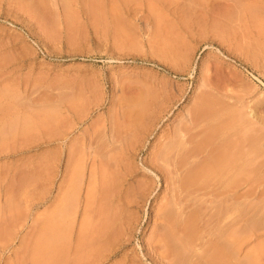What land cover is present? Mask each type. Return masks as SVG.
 <instances>
[{
	"label": "rangeland",
	"instance_id": "1",
	"mask_svg": "<svg viewBox=\"0 0 264 264\" xmlns=\"http://www.w3.org/2000/svg\"><path fill=\"white\" fill-rule=\"evenodd\" d=\"M58 210L104 264H264V0H0V264Z\"/></svg>",
	"mask_w": 264,
	"mask_h": 264
},
{
	"label": "crops",
	"instance_id": "2",
	"mask_svg": "<svg viewBox=\"0 0 264 264\" xmlns=\"http://www.w3.org/2000/svg\"><path fill=\"white\" fill-rule=\"evenodd\" d=\"M10 188L9 186L7 191ZM57 213L50 212L42 218H36L33 230L35 234L31 235L32 241H28L31 237L28 232L24 234L25 241L20 242L17 247V250L22 251L19 264H37V262L41 264H74L75 257L81 260L80 264H104L107 257L113 254L117 248H122V243L114 245L107 241L102 220L97 222L96 231L92 233L94 239L91 241L90 232L81 229L80 214L76 225L72 226L69 219V224L66 226L62 224L64 216H62L61 210H58ZM14 217L16 215L9 213V219ZM55 218L56 221H54ZM36 233H39L38 236ZM64 234H71L72 240L65 241ZM53 238H56L57 241H52ZM34 254L38 256L36 257L38 261H35Z\"/></svg>",
	"mask_w": 264,
	"mask_h": 264
},
{
	"label": "bare ground",
	"instance_id": "3",
	"mask_svg": "<svg viewBox=\"0 0 264 264\" xmlns=\"http://www.w3.org/2000/svg\"><path fill=\"white\" fill-rule=\"evenodd\" d=\"M213 132H214V131H213ZM222 132H224V131H222ZM220 155H224V156H225V154H220ZM218 156H219V154H218ZM218 156H216V158H217ZM224 156H223V157H224ZM213 158H214V157H213ZM216 158H214V159H216ZM207 159H208L207 161L210 160L209 158H207ZM211 159H212V158H211ZM214 159L211 160V161H212V164H213ZM219 159L223 161L222 156L219 157L218 159H216V160L218 161V164H219V162H221ZM216 160H215V161H216ZM224 160H225V159H224ZM226 161H227V158H226ZM223 162H224V161H223ZM228 162H229V161H228ZM215 163H217V162H215ZM218 164H214V165H217V166L219 167ZM223 164H225V163H223ZM229 164H230V163H229ZM211 166H212V165H211ZM220 166H221V171H223L222 168H223L224 165L222 166V164L220 163ZM225 166H226V165H225ZM231 166H232V165H231ZM231 166L229 165V167H230L229 170L232 168ZM202 167H203V166H202ZM204 168L207 169V170H209V169H210V166H209V169H208V166H207V168L204 166ZM213 168H215V170L217 169L216 166H213ZM226 168H227V166H226ZM234 168H236V167L234 166ZM234 168H233V169H234ZM224 169H225V168H224ZM199 170H200V169H198L197 171H194V172L198 174ZM201 170H202V169H201ZM201 170H200V171H201ZM213 170H214V169H213ZM215 170H214V171H215ZM217 170H218V171L216 172V174H217L218 172H221L219 169H217ZM229 170L227 169V172H228ZM231 170H232V169H231ZM235 170H236V169H235ZM205 171H206V170L203 169L202 172H204V173L201 174L202 176H200V174H199L198 177L200 176L201 178H203V176H204V174H205L206 172H208V174H209L208 177H209V176H211V177L213 176V174H211V173L214 172V171L211 172L212 169H211V171H210V170H209V171H206V172H205ZM233 171H234V170H232V173H231V171H230L229 173H231L232 175H234V174H233ZM209 172H210V173H209ZM224 172H225V170H224ZM224 172H223V173H224ZM195 173H194V175L197 176ZM223 173H221V174L218 173V174L215 176V178H212V179H216V177H217V179H218V177H220V175H222ZM225 173H226V172H225ZM225 173H224V174H225ZM210 174H211V175H210ZM214 174H215V173H214ZM227 175H228V174H227ZM228 176H229V177H228ZM228 176H227L228 178H227V177L224 178V179L227 180V181H228L229 178L232 177L231 175H228ZM206 177H207V176H206ZM208 177H207V179H208ZM211 177H210V179H211ZM213 177H214V176H213ZM222 177H223V175H222ZM220 178H221V177H220ZM217 179H216V180H217ZM222 179H223V178H222ZM222 179H221V180H222ZM210 181H211V180H210ZM213 181H215V180H213ZM217 181H218V180H217ZM221 182H222V181H221ZM223 182H224V180H223ZM222 252H223V251H222ZM222 252H221V254L216 253V254H217L216 257H215V255H214V256H213V259H211L212 261H211L210 263L212 264L213 262H215V261H216V258H218L220 255H221L220 257L222 258ZM35 254H36V253H35ZM35 254H34L33 257H34V259H35V261H36V260H37L36 257H38V256H37V255L35 256ZM214 259H215V261H214ZM220 260H223V259H219V261H220ZM37 261H38V260H37ZM209 261H210V260H209ZM219 261H218V259H217L216 263H217V262H218V264H228V263H229L228 261H227L228 263H225V262H224L225 260L220 261V263H219ZM34 263H35V262H34ZM38 263H39V262H37V264H38ZM208 263H209V262H208ZM216 263H215V264H216ZM39 264H41V263H39ZM213 264H214V263H213ZM229 264H231V263H229Z\"/></svg>",
	"mask_w": 264,
	"mask_h": 264
}]
</instances>
